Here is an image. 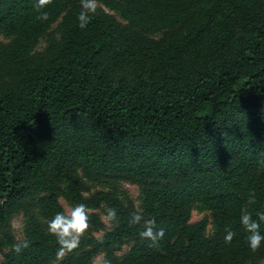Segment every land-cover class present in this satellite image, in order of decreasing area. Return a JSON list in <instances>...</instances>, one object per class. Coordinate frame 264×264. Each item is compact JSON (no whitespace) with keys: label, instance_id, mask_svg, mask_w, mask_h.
Returning <instances> with one entry per match:
<instances>
[{"label":"trees","instance_id":"1","mask_svg":"<svg viewBox=\"0 0 264 264\" xmlns=\"http://www.w3.org/2000/svg\"><path fill=\"white\" fill-rule=\"evenodd\" d=\"M35 2L0 0L2 264L55 262L37 216L64 211L62 196L117 219L96 238L88 213L59 264H264V242L252 253L239 222L250 192L253 218L264 213V0H98L83 30L81 0H52L46 21ZM91 182L138 185L139 207ZM195 204L210 237L206 218L190 222ZM136 211L164 230L155 246L129 226ZM18 213L30 245L19 255L1 235Z\"/></svg>","mask_w":264,"mask_h":264},{"label":"clouds","instance_id":"2","mask_svg":"<svg viewBox=\"0 0 264 264\" xmlns=\"http://www.w3.org/2000/svg\"><path fill=\"white\" fill-rule=\"evenodd\" d=\"M52 0H36L35 9L40 14L38 20L46 21L48 13L43 11ZM98 9V0H81V11L77 16L78 26L80 29H85L91 22L92 17ZM256 203L255 192H250L245 207L241 209L239 218L240 225L247 233V245L252 253H255L264 242V234L261 233V222H264V213H258L254 219L252 213L248 210V206ZM87 206L79 203L71 207L68 211H61L49 220L47 225L48 234L55 236L59 245L55 253L56 264H59L68 254L78 248L81 238L89 228V214L86 210ZM107 217L110 221H116L117 213L115 209L107 211ZM129 226H140L142 230L139 236L142 240H148L152 246H155L159 240L164 237V230L157 229L154 220L145 219L139 211L133 212L128 221ZM236 233L230 228L226 229L224 236L225 243H231ZM27 240L19 241L13 245V252L17 255L21 254L29 247Z\"/></svg>","mask_w":264,"mask_h":264},{"label":"rangeland","instance_id":"3","mask_svg":"<svg viewBox=\"0 0 264 264\" xmlns=\"http://www.w3.org/2000/svg\"><path fill=\"white\" fill-rule=\"evenodd\" d=\"M107 12L109 14H111L112 16H114L118 21L122 22V20H120L116 16L115 13L109 12V11H107ZM151 36L154 38H157L158 34H154ZM7 40L8 39L6 37H4L3 35H0V41L1 42H6ZM43 47H44V38H41L36 44L35 51H41L43 49ZM88 187H89L90 192H94V191H98V190L113 192L119 198L130 199L136 208L139 207V204H140V199H139L140 188L136 184L120 183L118 185L108 186V184L106 185V184H103L100 182H91V183H88ZM59 203L65 212L68 211L71 207L75 206L74 203H72L69 199H67L64 196H62L59 199ZM107 211H108V209L104 205H101L99 208H97L95 210H87L88 213L96 214L99 217V219L101 220L102 225H103V229L101 231L93 233V236L96 238H100L106 231L110 230L112 228V226L114 225V222L110 221L108 219L107 214H106ZM201 218H206L208 223H209L206 227L205 235H206V237H210L212 235L213 229H212V226L210 224L209 212L206 211L205 209H203L198 204H195L191 208V211H190V222L197 221ZM37 219L40 222V224L44 227V229L47 230L48 222L46 220H43L39 216H37ZM24 226H25L24 216L21 213L15 214L10 219L7 227L1 231V235H4V234L10 235L14 241V244L19 242V241H23V240H25L24 233H23ZM128 248H129V245H123L121 247L120 251H118L116 253V256L118 258L123 257L127 253ZM2 250H3V252H6L9 250V247H4ZM0 264H2L1 252H0ZM51 264H56V261L51 263ZM91 264H105L104 259H103V255L97 256L92 261Z\"/></svg>","mask_w":264,"mask_h":264}]
</instances>
